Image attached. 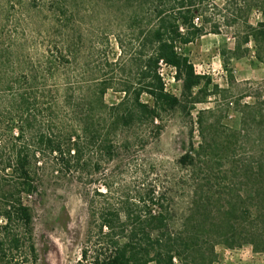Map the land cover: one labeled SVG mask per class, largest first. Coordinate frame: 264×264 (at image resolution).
<instances>
[{"label":"rangeland","instance_id":"374dc122","mask_svg":"<svg viewBox=\"0 0 264 264\" xmlns=\"http://www.w3.org/2000/svg\"><path fill=\"white\" fill-rule=\"evenodd\" d=\"M13 1L23 2L24 11L32 9L31 18L37 29L43 32L51 28L54 33V24L49 25L47 14H37L40 5H49L50 0ZM70 1L75 12L79 11L75 16L82 28L81 33L72 31L70 38L80 48L74 54L80 63L75 73L112 78L115 87L134 80L117 37L123 39L125 50L132 52L141 30L139 22L133 20L123 4L109 0ZM205 1L208 11L197 19L205 25V35L179 49L190 57L197 73L205 77L203 84L193 94L185 93L183 77L174 68L162 66L167 91L179 97L181 104L161 110L159 130L149 126L144 132L138 127L120 131L116 157L103 161L102 168L97 165L101 164L96 145L84 149L80 166L69 154L45 152L40 156L39 189L26 197L34 215L39 264H79L95 200H101V209L115 204L134 217L149 215L150 210H164L172 231L191 230L196 224L199 227L195 229L206 236L202 242L205 249L213 246L215 250L208 264H264V248L256 249L239 236L228 238L227 233L232 231L229 223L236 217L240 220L235 231H244L242 215L248 208L241 209L243 199L237 205L239 212L226 214L228 202L243 198L247 185L253 184V179L243 175L242 166L264 149V60L256 57L253 39L245 43L246 21L256 25L264 20L259 8L262 1ZM1 2L12 11L6 0ZM22 18L11 12L10 27L16 24L23 29L32 23L25 14ZM262 47L264 51V44ZM87 62L91 64L90 71L85 70ZM209 79L211 84L206 86ZM123 96L110 89L105 100L116 104ZM142 99L154 104L147 94ZM3 121L6 119H0V137L6 129ZM63 131L61 127L52 128L55 136ZM201 144L204 151L200 156L196 154L194 164L181 162L186 153L201 150ZM1 151H5L3 147L0 154ZM237 161L240 171L235 172ZM3 167L0 156L1 177L5 174ZM252 213H257L255 208ZM190 217L192 222L188 221ZM246 226L250 228L248 223ZM198 264L204 261L200 259Z\"/></svg>","mask_w":264,"mask_h":264},{"label":"trees","instance_id":"16d2710c","mask_svg":"<svg viewBox=\"0 0 264 264\" xmlns=\"http://www.w3.org/2000/svg\"><path fill=\"white\" fill-rule=\"evenodd\" d=\"M6 1L12 11L0 0V119H6V129L0 137V147L5 150L0 154L5 172L0 176V264H39L34 215L26 197L39 189L40 156L45 152L69 154L80 166L84 149L96 145L101 164L97 165L102 168L103 161L116 157L120 131L138 127L144 132L149 126L159 130L161 110L181 104L179 97L167 91L162 66L174 68L183 77L185 93L193 94L203 84L205 77L197 73L190 57L179 49L205 35L206 27L197 19L209 7L205 0H109L123 4L141 28L130 53L125 50L123 39L117 37L125 52L122 57L130 62L135 77L122 87H115L112 78L75 73L80 63L74 54L80 48L70 38L72 31L81 33L82 28L75 16L79 11L75 12L70 0H50L49 5H40L37 14H47L49 25L54 24V33L51 28L43 32L37 29L31 18L32 9L24 11L23 2ZM261 1L259 8L264 16V0ZM11 12L20 18L25 14L32 23L23 29L16 24L10 27ZM246 22L245 43L253 39L256 57L263 61L264 20L256 25ZM84 66L90 71L91 64ZM206 84L209 86L211 80ZM110 89L124 94L116 104L105 100ZM144 94L154 104L144 101ZM199 121L202 124V119ZM59 125L64 131L55 136L52 128H60ZM200 148L196 153H186L181 162L194 164L204 145ZM204 154L209 155L207 151ZM242 168L243 175L253 179V184L247 185L243 198L228 202L226 214L239 212L237 205L243 199L241 209L248 208L242 215L244 231H235L240 220L236 217L230 221L232 231L227 234L228 238L239 236L262 249L264 149ZM234 170H239L238 161ZM97 194L101 196V192ZM93 204L91 228L79 264H198L200 259L208 264L213 260L215 250L213 246L205 249L206 236L195 229L199 227L196 224L191 230L172 231L164 210H150L149 215L134 217L115 204L104 209L101 200ZM254 208L257 213H252ZM192 218L188 221L192 222Z\"/></svg>","mask_w":264,"mask_h":264}]
</instances>
